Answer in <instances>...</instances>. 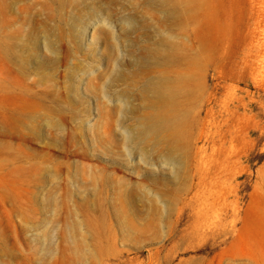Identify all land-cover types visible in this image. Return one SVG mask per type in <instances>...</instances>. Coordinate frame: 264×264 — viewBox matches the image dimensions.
I'll return each instance as SVG.
<instances>
[{"label":"rangeland","instance_id":"rangeland-1","mask_svg":"<svg viewBox=\"0 0 264 264\" xmlns=\"http://www.w3.org/2000/svg\"><path fill=\"white\" fill-rule=\"evenodd\" d=\"M0 264H264V0H0Z\"/></svg>","mask_w":264,"mask_h":264}]
</instances>
